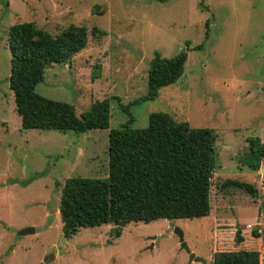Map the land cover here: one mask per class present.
Segmentation results:
<instances>
[{
  "label": "rangeland",
  "instance_id": "374dc122",
  "mask_svg": "<svg viewBox=\"0 0 264 264\" xmlns=\"http://www.w3.org/2000/svg\"><path fill=\"white\" fill-rule=\"evenodd\" d=\"M26 22L55 35L70 25L106 32L90 35L88 47L69 64L49 67L36 92L72 104L78 115L111 99L109 129L22 128L10 88L9 34ZM182 51L188 55L183 77L154 101L132 106L147 95L155 54L172 58ZM156 112L215 131L211 215L131 222L120 237L107 224L62 242L66 181L108 178L111 130L131 119L132 128L145 129ZM249 138L264 140V0H0V264H203L190 262L177 229L191 252L212 264L216 251L237 249V228L246 234L244 249L259 250L264 264V160L259 171L244 164ZM229 179L254 185L259 196L236 187L221 190ZM29 227L35 233L18 235ZM255 228L261 239L252 238Z\"/></svg>",
  "mask_w": 264,
  "mask_h": 264
},
{
  "label": "trees",
  "instance_id": "16d2710c",
  "mask_svg": "<svg viewBox=\"0 0 264 264\" xmlns=\"http://www.w3.org/2000/svg\"><path fill=\"white\" fill-rule=\"evenodd\" d=\"M105 34L96 26L70 25L55 35L35 22L10 28V88L24 130L86 133L110 128L111 99L97 101L88 111L78 115L72 104L48 99L36 92L49 67L69 64L88 47L90 35ZM187 60L186 51L172 58L156 53L148 71L147 95L131 105L154 101L162 88L176 84L185 74ZM99 76L98 72L94 79ZM133 121L110 132L108 178L74 177L66 181L60 201L66 239L73 238L81 229L107 224H113V236L120 237L123 227L131 222L211 215L213 177L217 167L215 131L193 128L166 112L151 114L145 129L132 128ZM247 143L249 153L244 157V164L259 171L264 160V143L260 138H249ZM231 187L240 188L254 198L260 194L258 188L246 182L229 179L220 185L221 190ZM220 234L219 231L217 246L222 242ZM233 234L237 249L216 251L212 264H261L259 250L244 249L247 239L244 231L237 228ZM251 235L253 239L262 238L257 228Z\"/></svg>",
  "mask_w": 264,
  "mask_h": 264
},
{
  "label": "water",
  "instance_id": "95a60500",
  "mask_svg": "<svg viewBox=\"0 0 264 264\" xmlns=\"http://www.w3.org/2000/svg\"><path fill=\"white\" fill-rule=\"evenodd\" d=\"M33 233H35V229L32 228V227H29V228H25V229L21 230L18 233V235L19 236H24V235H29V234H33ZM176 234L180 237L181 247L183 249H185L190 254V262L191 263L192 262H198V263L207 264V262L204 259H202L200 257H197L196 254L191 252V250L189 249L187 243L184 240V233L181 230L177 229L176 230ZM65 240H66V238L63 236L62 237V242H65Z\"/></svg>",
  "mask_w": 264,
  "mask_h": 264
},
{
  "label": "crops",
  "instance_id": "0c3cea01",
  "mask_svg": "<svg viewBox=\"0 0 264 264\" xmlns=\"http://www.w3.org/2000/svg\"><path fill=\"white\" fill-rule=\"evenodd\" d=\"M263 143H264V140H263ZM262 171H264V169L261 170V173H262ZM216 220H217V223L215 224L216 226L214 228H212V232H214L213 235H214V241L215 242L217 241V236H218L219 231H220L219 228H218V226L220 225V223H219L218 219H216Z\"/></svg>",
  "mask_w": 264,
  "mask_h": 264
}]
</instances>
